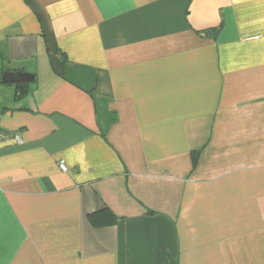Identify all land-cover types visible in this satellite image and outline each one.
<instances>
[{"label":"crops","instance_id":"0c3cea01","mask_svg":"<svg viewBox=\"0 0 264 264\" xmlns=\"http://www.w3.org/2000/svg\"><path fill=\"white\" fill-rule=\"evenodd\" d=\"M0 127V264H264V0H0Z\"/></svg>","mask_w":264,"mask_h":264},{"label":"built area","instance_id":"2783aa9c","mask_svg":"<svg viewBox=\"0 0 264 264\" xmlns=\"http://www.w3.org/2000/svg\"><path fill=\"white\" fill-rule=\"evenodd\" d=\"M7 144H15V145H22L23 139L20 135L14 134L10 135L7 134L1 127H0V148ZM59 169L62 172H67L68 168L64 162L59 164Z\"/></svg>","mask_w":264,"mask_h":264},{"label":"water","instance_id":"95a60500","mask_svg":"<svg viewBox=\"0 0 264 264\" xmlns=\"http://www.w3.org/2000/svg\"><path fill=\"white\" fill-rule=\"evenodd\" d=\"M32 81V77L28 74L21 72H7L4 73L1 82L2 83H21V82H30Z\"/></svg>","mask_w":264,"mask_h":264},{"label":"trees","instance_id":"16d2710c","mask_svg":"<svg viewBox=\"0 0 264 264\" xmlns=\"http://www.w3.org/2000/svg\"><path fill=\"white\" fill-rule=\"evenodd\" d=\"M24 84V82H21V83H17L19 89H21V86Z\"/></svg>","mask_w":264,"mask_h":264}]
</instances>
